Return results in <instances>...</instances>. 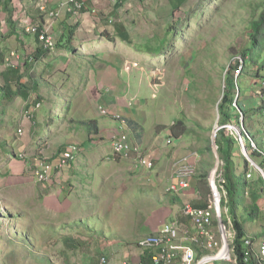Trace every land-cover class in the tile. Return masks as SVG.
Here are the masks:
<instances>
[{
	"label": "rangeland",
	"instance_id": "1",
	"mask_svg": "<svg viewBox=\"0 0 264 264\" xmlns=\"http://www.w3.org/2000/svg\"><path fill=\"white\" fill-rule=\"evenodd\" d=\"M165 1L166 9L165 5L154 8L145 5L139 12L134 11L135 14L130 11L133 8L124 7L123 17L137 16L134 22L127 24L134 45L143 44L146 39L154 44L155 34L163 36L172 18L170 0ZM263 4L264 0H226L220 11L192 23L189 32L183 37L180 35L176 46L152 59L146 53L134 51L133 45L119 41L109 43L107 37L99 39L92 49L90 42L81 45L80 40L94 35L95 31L112 32V22L105 23L109 18L95 28L92 27L94 14L88 17L87 27L82 25L81 19L74 18L79 13L63 20L60 16L55 27L48 31L55 46L35 68L39 73L46 72L45 79L40 81L53 84V93L44 84L40 93L45 100L40 106L33 104L26 109V102L16 97L0 115L1 262L7 264L11 258L16 264H140L146 252L139 248V240L158 232L176 211L170 203L174 194L168 190L173 183L171 175L176 160L186 154L201 155L202 149L212 140L214 130L218 129V102L225 88L226 68L242 60L232 48L240 45L248 22L261 11ZM32 7L23 9L27 14L21 21L28 19L38 26L33 18L38 17L40 10L38 6ZM186 9L187 6L178 12L177 18ZM97 10L100 12L99 8ZM120 15L114 19L120 20ZM11 20L17 23L14 27L19 34L1 43L6 55L5 62L0 63V73L9 64L24 69L25 61L44 43L24 32L19 19ZM77 22L79 29L74 43L59 46L65 23ZM0 23L3 35L8 34L11 25L6 13L0 14ZM104 40L107 44L103 46ZM114 97L115 103L111 102ZM116 97L121 99L116 101ZM244 100L247 103V97ZM67 102H70L69 110L65 107ZM101 105L110 113L102 115ZM27 110H31L33 117ZM113 114L130 121L128 128L123 130L156 159L153 170H139L131 160L115 159L107 140L119 128ZM55 116V123L48 125ZM90 118H96L101 124L98 135H88V130L80 124ZM180 120L186 122V132L178 138L173 135L171 125ZM238 130L240 132V128ZM242 135L236 133L241 145H245L244 154L248 155L246 138ZM170 136L174 145H162L163 139ZM90 137L95 141H89ZM70 144L79 147L75 183H67L68 180L62 178L55 181L56 185L50 187L51 199L47 200L43 191L41 196L38 192V187L42 189L46 185L34 183L31 167L36 158H52L62 146ZM214 149L218 153L217 148ZM22 153L26 158H20ZM117 161L125 165L121 164V171L111 172ZM199 165L200 159L195 164L196 172ZM21 174L26 175L25 181H21ZM192 181L193 178L190 184ZM188 199L190 196L184 200L192 203ZM17 206L18 211H31L29 225L21 222L20 228L17 227L20 220L15 211ZM227 211L232 218L230 210ZM248 225L250 223H246L247 229ZM252 230L258 231L255 225ZM215 233L220 239L217 229ZM69 235L76 243L66 240ZM263 239L264 236L254 239L256 250ZM203 252L198 251L200 255ZM103 257L107 262L103 260L102 263Z\"/></svg>",
	"mask_w": 264,
	"mask_h": 264
},
{
	"label": "trees",
	"instance_id": "2",
	"mask_svg": "<svg viewBox=\"0 0 264 264\" xmlns=\"http://www.w3.org/2000/svg\"><path fill=\"white\" fill-rule=\"evenodd\" d=\"M79 1H72L69 3V6H74L75 8L76 2L82 3L79 11L83 13L88 9L86 4H88L90 0ZM190 1L191 0H170L172 11L171 21L166 24L163 36L154 35L155 39L152 40L154 44L149 43V39H146L143 44L134 45L135 40L129 28L120 22V20L114 19L113 21L111 19L110 22H112L113 28L112 33L109 31L111 34L106 31L96 32L94 35H89L87 37L84 36L83 39L80 40L82 41L81 45L84 46L85 42H90V47L92 49V47L98 45L99 39L107 37L109 43L119 41V43L127 46L133 45L135 47L133 49L134 51L138 53L141 52L142 54L146 53L150 56L149 59H152L158 54L161 56L169 51L168 48L176 46L179 39L189 32V26L192 25V23L197 22L211 12L220 11L226 0H193L191 4ZM11 2L12 0H4V9L6 8L7 18L11 27L9 33L3 35L0 23V63L5 62L6 55V50L5 48H1V43L5 38H9L14 34H19V31L14 27L17 23L15 20H11L14 19ZM185 6H187V9L183 11V15L177 18V13L185 8ZM260 8L261 11L248 22L240 45L233 46L232 48L236 51V55H239L242 60L238 61V64L233 67L231 66L228 68L227 66V76L224 78L225 88L218 102L220 115V120L218 121L220 128L217 129L216 136L217 152L219 156L218 171L225 180L227 192V199H223L222 204L223 206H227L228 210H230V213L233 215L232 219L235 235L230 238V245L234 247L235 253L233 254V260L231 262L215 261V264H264V259L260 257L258 250H255L252 244L246 245L245 243L247 239H252L249 235V231H252L254 225L258 229L257 232L251 233L255 235V239L264 236V178L255 170L252 164V161H255L264 170V4L260 6ZM72 16L73 12L68 11L67 18ZM105 23L108 24L109 20H106ZM64 28V32L61 35L62 37L58 40L59 46L65 43H67V45L74 43L79 24L78 22L73 25L65 23ZM35 39L41 41L39 35H37ZM105 41L106 40L103 42V46L107 44ZM74 47L73 45L72 48L75 50ZM48 52H51V48L49 46L47 47L44 42L36 50L34 56L25 61L24 69L19 65L9 64L1 71L0 115L5 113L6 106L16 97H21L26 102V109H29L33 104H37V107L40 106V102L45 100V96L40 93V87L44 84L47 86L49 92L53 93V84L47 81H40L41 79H45L46 72L39 73L38 70L35 69L38 68L37 63L44 60L43 57H46ZM245 97H247V103L244 100ZM64 106L63 104V107ZM65 107L66 110L71 109L70 102H67ZM31 115L33 117L32 112ZM259 117L260 119H258ZM63 118L64 114L62 119ZM51 121V123L48 122V125H53L55 123L56 116L53 117ZM80 124L85 126L90 136L100 133L101 124L96 118L81 121ZM129 125L130 121H128L127 127ZM232 126L240 128L241 134H243L242 136L246 138V148L252 160L244 154L242 145L234 133ZM171 131L176 137H181V135L186 132V122L183 120L176 121L171 125ZM102 139L104 138L102 137ZM89 141L94 142L95 138L90 137ZM253 144L256 148H254ZM67 148L68 146H62L52 158H46L44 160L55 158L58 154L67 150ZM201 155L199 154V157L193 160L194 164H196L200 159V165L199 170L197 168V172L195 171L196 174H193V176L196 175L195 178L192 177L195 179L201 198L195 199L192 205L195 208L210 209L212 207V194L208 177L210 170L215 167L217 161L211 139L202 149ZM251 172H255V177L253 179L247 177ZM38 192L41 196L42 189L39 187ZM172 193L174 195L170 198L171 201L174 203H182V198L179 196L182 193ZM248 198L250 202H248ZM18 208V206L15 207V211L17 215L19 213L20 217L19 222L16 223V225H18L17 227L20 228L19 225L21 224L19 223L21 222L24 225H27V223L29 225L32 219L31 211L27 209L18 211ZM16 216L14 215V219L17 218ZM183 223H188V220H183ZM246 223H250V227L248 226L249 229L246 228ZM1 231L0 224V234ZM3 231L6 232L4 229ZM66 240H70L72 244L76 243L71 235L66 236ZM251 241H254V239ZM247 252H249L248 256H246ZM151 258L150 253L146 252L142 256L140 264H150L152 261ZM0 264H3L1 260ZM7 264L16 263L9 258Z\"/></svg>",
	"mask_w": 264,
	"mask_h": 264
},
{
	"label": "built area",
	"instance_id": "3",
	"mask_svg": "<svg viewBox=\"0 0 264 264\" xmlns=\"http://www.w3.org/2000/svg\"><path fill=\"white\" fill-rule=\"evenodd\" d=\"M48 1L40 0L38 8L49 21L59 16V11L49 8L47 5ZM72 1L75 0H60V5L66 6L68 11H72L73 14L79 13L82 3L76 2L74 8L69 6ZM21 27L34 38L39 35L40 40L45 42L46 46L50 48L55 46V42L48 37V31L51 29L50 23L42 22L36 26L28 19H22ZM13 55L15 54L13 53ZM128 105H131V103H128ZM99 108L102 115L110 113L102 105ZM27 114L31 115V110L27 111ZM113 118L119 123L116 133L110 137L115 158L121 157L131 160L134 166L140 170H153L156 159L149 155L141 145L132 141L123 130L124 127L127 128L128 121L126 118H122L118 114H113ZM216 132L217 129L214 130L213 139ZM162 145H174L172 136L164 138ZM253 146L256 148L254 144ZM78 151L79 147L77 144H70L67 150L51 160L36 158L34 166L31 167L33 179L38 183L53 180L62 171L70 168L71 162L76 159ZM198 157L199 154L197 153L186 154L176 160L173 177L179 182H173L169 187V191L182 193L191 187L190 180L195 173L193 160ZM20 158L24 159L26 157L22 153ZM258 169L264 175V171L260 168ZM251 177L252 173H249L248 178ZM208 179L212 194V208H195L191 203H186L181 213L167 222L158 232L149 234L139 240V248L144 253H150L152 257L151 264H215V261L233 260L235 249L230 245V238L235 235V228L232 218L226 214L228 208L222 204L223 199H227L225 180L218 171V167L213 169ZM217 195H219V199H217ZM184 219H187L189 224L183 223ZM215 229L218 230L220 239H217ZM245 243L246 245L252 244V247H254L250 239H247ZM257 250L260 257L264 259V240L260 242ZM198 251L204 252L200 255ZM246 254L248 256L249 252ZM103 260H107V258L103 257L102 263H104Z\"/></svg>",
	"mask_w": 264,
	"mask_h": 264
},
{
	"label": "crops",
	"instance_id": "4",
	"mask_svg": "<svg viewBox=\"0 0 264 264\" xmlns=\"http://www.w3.org/2000/svg\"><path fill=\"white\" fill-rule=\"evenodd\" d=\"M37 1H39V0H37ZM50 1H53V2L50 3L51 5L50 6L48 5V7L49 8L53 7V9L55 8V9H57V11H59V17H58L59 19L57 18V20L53 21V22H51V20L48 21L46 16L44 15V13L41 11L40 13H38L39 14L38 17H34L33 20H34V23L37 22L38 24H40L42 22L43 23L44 22L51 23L50 24V26H51L50 30H52L55 27V23L57 24V22L60 20V16L62 17L61 20H63L64 18L67 17L68 8L66 6L60 5V0H49V2ZM35 2H36V0H12L11 7L13 8V17H14V19H16V20L19 19V21H21V18L24 17V15L27 14V12L25 10H23V9L24 8L28 9L29 7H32V6H36L37 7L39 2H37V3H35ZM49 2H48V4H49ZM52 4H53V6H52ZM145 5H147V6L152 5L153 8L155 6H158V5H165V9H166V7H168V5H167L165 0H90L89 3L86 4L88 9L85 12H83V13L79 12L78 15H74V14L73 15H74V18L81 19L82 20V25L84 27H87L88 17L90 15L94 14L92 16H93L95 22L92 21L93 22L92 27L96 28V27H101L102 26L103 19L109 18L110 19L109 21H111V19H114V17H116L118 14L120 15L122 13V11L124 10V7H126V8L128 7L129 9L133 8L130 11L132 13H134V11L135 12H139L140 9L143 8L142 6H145ZM4 7H5L4 0H0V14L1 15H2V13H4V14L6 13L7 14V12H5L6 8L4 9ZM97 8L100 9V12L97 10ZM120 16L122 17V18L120 17V22L124 23L127 28H129L128 25H127L128 22L129 21H133L134 22V19L137 17L135 15V16L131 17L130 19H127L126 17H123L122 14ZM137 20H138V18H137ZM137 20H136L135 24L137 23ZM94 33H96V31ZM110 98H109V100H111ZM120 99H121L120 97H116V101L117 100L119 101ZM111 102L115 103V97H114V100H112ZM103 138L105 139V137H103ZM107 140L110 141V143H111L110 137H107ZM121 164L125 165V164H123L122 161H121V163L118 162V161L114 162L113 169H111V172H113L115 170L121 171V170H119L121 167H123ZM75 170H76V162L74 160L73 162H71L70 168L65 173L62 172V174H60L59 176L53 178V180H51L50 182H44L46 186L44 188H42V191H43V195L46 197L47 200L51 199L50 187H52L51 185H53V186L56 185V184H54L55 181L61 180V178H62L65 181L68 180L67 183H69V181H70V183L71 182L73 184L75 183V179H74ZM22 172H24V170ZM173 172H174V170H173ZM69 173H70V175H69ZM115 174H117V173L115 172ZM173 174L171 175V180L175 182L176 179H174ZM20 178H21V181L22 180L25 181L24 179H26V175H25V177H23V175L21 174ZM28 178L30 179L31 177H28ZM194 178H193L191 187L188 188L187 190H184L182 192V194L179 195L182 198V203H174V202H172L170 200V203L172 204V206L175 207L176 211L170 217V219H168V222L170 220H172L173 218H175L178 214H180L181 209L183 207V203H185V204L187 203V200L186 201L184 200L186 197L188 198L190 196V199H188V200L190 202H192V203L195 201V199L199 198L198 197V193H199L198 190L199 189L197 187V184H196ZM34 183L36 184L37 182L34 181ZM75 188L73 190H71V192H69L70 195L73 194ZM47 193H49V194H47ZM190 193H194V196H192ZM195 194L197 195L196 197H195ZM185 220H187V219H184V221ZM187 224H189V221H188ZM249 232H250L249 233L250 237L252 239H255V237H254L255 235L251 234V233H254L255 230H252V231L250 230Z\"/></svg>",
	"mask_w": 264,
	"mask_h": 264
},
{
	"label": "clouds",
	"instance_id": "5",
	"mask_svg": "<svg viewBox=\"0 0 264 264\" xmlns=\"http://www.w3.org/2000/svg\"><path fill=\"white\" fill-rule=\"evenodd\" d=\"M48 5V4H47ZM39 9V8H38ZM53 9V8H52ZM40 10V9H39ZM40 12H41V10H40ZM39 25V24H38ZM26 32V31H25ZM36 38V37H35ZM218 127H220L219 126V123H218ZM128 128V127H127ZM232 128L234 129V133L236 134V133H238L239 135H241L240 134V132H239V130H238V127H236V126H232ZM216 136H217V132H216V135L214 136V139H213V135H212V147H213V149L216 147V148H218L217 147V145H216V143H215V139H216ZM182 137V136H181ZM180 137V138H181ZM245 145H244V143H243V145H242V149H243V147H244ZM214 152H216L215 151V149H214ZM216 155V154H215ZM248 158H250L249 156H247ZM250 160H252V159H250ZM253 162H255V161H252V164H253ZM256 163V162H255ZM257 164V163H256ZM155 165H156V163H155ZM254 166V168H255V170L256 171H259V169L258 168H260V169H262L261 167H258V166H256V165H253ZM215 167H216V164H215ZM218 167H219V163H218ZM263 170V169H262ZM264 171V170H263ZM252 173V172H251ZM260 174H261V172H260ZM252 176H253V173H252ZM261 176H263V178H264V175H262L261 174ZM247 177H248V175H247ZM252 178V177H251ZM251 178H249V179H251ZM192 179V178H191ZM191 181V180H190ZM174 182V181H173ZM168 190H169V188H168ZM187 190V189H186ZM199 191V190H198ZM198 199H200L201 198V195L198 193ZM192 204V203H191ZM184 206V205H183ZM225 207H227V206H225ZM183 208V207H182ZM228 208V207H227ZM182 210V209H181ZM181 213V212H180ZM225 213V212H224ZM174 219V218H173ZM233 220V219H232ZM171 221V220H170ZM250 240H252V239H250ZM253 242V244L255 245V243H254V241H252ZM253 245V246H254ZM255 247V246H254ZM255 250H256V248H255ZM217 262H222V261H217ZM224 262V261H223ZM231 262V261H230Z\"/></svg>",
	"mask_w": 264,
	"mask_h": 264
},
{
	"label": "bare ground",
	"instance_id": "6",
	"mask_svg": "<svg viewBox=\"0 0 264 264\" xmlns=\"http://www.w3.org/2000/svg\"><path fill=\"white\" fill-rule=\"evenodd\" d=\"M40 1V0H39ZM76 1V0H75ZM79 1V0H78ZM80 2V1H79ZM50 3H52V2H50ZM51 5V4H50ZM49 5V6H50ZM52 6H53V4H52ZM74 7V6H73ZM53 8V7H52ZM55 9V8H54ZM81 9V8H80ZM51 24V23H50ZM37 26V25H36ZM48 47V46H47ZM49 49V48H48ZM100 112V111H99ZM110 115V114H109ZM118 125V124H117ZM69 146V145H68ZM197 162V161H196ZM137 169V168H136ZM140 170V169H139ZM144 170V169H143ZM211 171V170H210ZM135 173V172H134ZM194 174H196V173H194ZM198 175V174H197ZM196 176V175H195ZM195 176H193V177H195ZM157 179V178H156ZM55 180V179H54ZM143 181H145V180H143ZM208 181V180H207ZM50 182V181H49ZM54 182V181H53ZM191 183V182H190ZM148 184V183H147ZM217 199H219V195H217ZM212 205V204H211ZM212 208V207H211ZM215 231H216V229H215ZM247 256V255H246ZM151 260H152V258H151ZM106 262H107V260H106ZM152 262V261H151ZM142 264V263H141ZM151 264V263H150Z\"/></svg>",
	"mask_w": 264,
	"mask_h": 264
},
{
	"label": "water",
	"instance_id": "7",
	"mask_svg": "<svg viewBox=\"0 0 264 264\" xmlns=\"http://www.w3.org/2000/svg\"><path fill=\"white\" fill-rule=\"evenodd\" d=\"M215 143H216V139H215ZM245 147V146H244ZM216 154V158H217V163H216V167H218V163H219V156H218V153H215ZM246 156H248L246 153H245ZM250 159V158H249ZM253 165H256L258 167H260L258 164H256L255 162H253Z\"/></svg>",
	"mask_w": 264,
	"mask_h": 264
}]
</instances>
